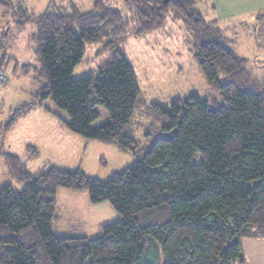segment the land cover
Here are the masks:
<instances>
[{"label": "trees", "instance_id": "obj_1", "mask_svg": "<svg viewBox=\"0 0 264 264\" xmlns=\"http://www.w3.org/2000/svg\"><path fill=\"white\" fill-rule=\"evenodd\" d=\"M122 2L136 16L106 0L89 12L51 0L40 15L0 0L16 27L34 25L37 66L16 70L43 82L36 102L10 112L1 137L44 108L69 132L133 154L127 170L100 181L81 169L31 173L0 142L10 179L28 182L21 191L0 188V264H160V256L162 264H245L243 240L264 238V76L202 18L197 0ZM169 14L189 32L208 89L204 98L147 103L123 45L163 27ZM101 41L108 60L96 74L74 79L86 45ZM48 99L66 116L43 107ZM136 111L147 120L144 142L134 137ZM60 188L85 191L91 205L109 204L118 219L92 238L57 235Z\"/></svg>", "mask_w": 264, "mask_h": 264}, {"label": "rangeland", "instance_id": "obj_2", "mask_svg": "<svg viewBox=\"0 0 264 264\" xmlns=\"http://www.w3.org/2000/svg\"><path fill=\"white\" fill-rule=\"evenodd\" d=\"M15 1L21 2L26 11L34 15L43 13L49 3V0H12V2ZM54 1L64 7L73 3L80 12H89L97 0ZM106 1L109 6L120 10L127 18L131 19L136 16L122 0ZM211 1L214 3V0H197L202 15L205 10L208 14L212 13L209 9ZM216 10L218 13V8ZM250 18L247 16L236 21H226L228 27L220 28L224 31L223 36L237 54L250 60L258 76H264V23L257 20L254 24ZM8 19V17L0 16V23ZM162 26L141 38L129 37L123 45L128 60L136 72L142 97L147 103L164 105H169L175 99L185 98L192 94L204 98L208 84L190 52L189 32L182 22L173 21L171 14L165 17ZM11 27L3 31V34L9 36L5 38L7 41L17 32L14 25ZM254 30L257 31L256 35L253 34ZM34 31L33 24L25 26L20 33V41L17 40L15 43V51L13 50L12 54L22 64L37 66L33 52H27L25 49L29 44V36ZM110 54L111 51L105 48L103 41L86 45L83 60L74 68L72 77L80 79L96 74L97 69L108 60ZM2 71L7 79L3 83L0 82V112L36 102L35 93L43 86L41 80L35 78L32 73L23 74L20 71L13 73L11 68H5ZM43 107L66 116L64 112L57 109L51 99L44 101ZM143 113L136 111L134 118V137L139 142L145 141L148 129ZM12 134L15 135L9 141L11 133L6 142H3V151L19 157L25 164L26 170L31 173L49 167L65 171L81 169L90 178L106 181L112 174L127 170L133 163L131 152H121L112 145L85 140L69 132L62 128L44 108L32 111L26 118L18 120ZM34 151L37 154L33 157ZM27 183L24 180L12 181L8 176L4 160L0 156V186L11 185L14 189L21 191ZM56 197V212L53 221V231L56 234H75L87 238L96 236L98 227L90 223V213L85 211L89 202L85 191L75 192L60 188L57 190ZM159 259L162 264V256Z\"/></svg>", "mask_w": 264, "mask_h": 264}, {"label": "crops", "instance_id": "obj_3", "mask_svg": "<svg viewBox=\"0 0 264 264\" xmlns=\"http://www.w3.org/2000/svg\"><path fill=\"white\" fill-rule=\"evenodd\" d=\"M9 1L14 6L16 5L22 6L21 2L19 1H15V2H12V0H9ZM50 2L51 0H49V3L46 6L45 11L48 9ZM60 6L64 7L63 5H60ZM217 8H218V13L216 10ZM209 9L212 10V13L208 14L205 10L203 15L201 11L199 10L202 18L209 23H214L216 27H218L221 31H222L221 28L225 29L226 27H228V24H226V21H230V20L236 21V20L243 19L247 16L251 17L250 19H252L254 24H256L257 20H261V22L264 23L263 21L264 20V0H214V3L212 2L210 4ZM0 16L2 18H7V17L9 18L8 21L0 23V57L2 58V70H4L5 68L6 69L11 68L12 72L15 73L17 72L16 70L17 65L18 66L25 65V64H22L21 61L12 54V51L13 50L15 51L14 49L16 47L15 43L17 40L20 41V36H21L20 33L24 28L19 29L18 27L15 26V24L13 23V19L11 17V12L7 10V8L3 5H0ZM218 20H220V22ZM239 24H243V22H239ZM12 25H14V28L17 30V32L11 36L9 41H7L5 38L6 37L8 38L9 36L8 34H3V31H5L6 28L11 29ZM256 32L257 31L254 30L253 34L256 35ZM222 33H224V31H222ZM25 49L27 50V52L31 51L34 54L33 45L31 41V34L29 36V44L25 47ZM37 109L39 108H36L33 111H36ZM11 111L12 109L6 112H0V127L2 123L6 121V119L8 118L10 114L9 112ZM14 128L9 132V134L11 133L9 138H8L9 134L4 138H2L0 135V142L2 143L6 142L7 138L9 141L10 138H12L15 135V134L14 135L12 134V132L14 131ZM85 211L86 213H90V223L98 227L97 229L98 232L102 224L115 221L118 219V215L116 214V212L107 203L91 205L88 202V206L87 208H85ZM57 235H65V234H57ZM242 247H243V251L245 255V264H264V238L244 239L242 242Z\"/></svg>", "mask_w": 264, "mask_h": 264}, {"label": "built area", "instance_id": "obj_4", "mask_svg": "<svg viewBox=\"0 0 264 264\" xmlns=\"http://www.w3.org/2000/svg\"><path fill=\"white\" fill-rule=\"evenodd\" d=\"M7 79L6 75L3 73L0 67V82H5Z\"/></svg>", "mask_w": 264, "mask_h": 264}, {"label": "water", "instance_id": "obj_5", "mask_svg": "<svg viewBox=\"0 0 264 264\" xmlns=\"http://www.w3.org/2000/svg\"><path fill=\"white\" fill-rule=\"evenodd\" d=\"M166 1V0H165Z\"/></svg>", "mask_w": 264, "mask_h": 264}]
</instances>
